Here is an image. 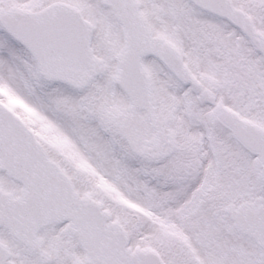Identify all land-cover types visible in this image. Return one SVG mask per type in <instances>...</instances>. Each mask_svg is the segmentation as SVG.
<instances>
[{"label": "snow or ice", "instance_id": "obj_1", "mask_svg": "<svg viewBox=\"0 0 264 264\" xmlns=\"http://www.w3.org/2000/svg\"><path fill=\"white\" fill-rule=\"evenodd\" d=\"M0 264H264V0H0Z\"/></svg>", "mask_w": 264, "mask_h": 264}]
</instances>
